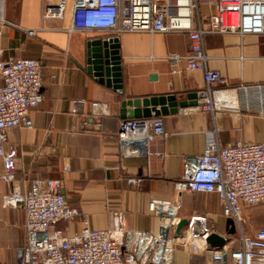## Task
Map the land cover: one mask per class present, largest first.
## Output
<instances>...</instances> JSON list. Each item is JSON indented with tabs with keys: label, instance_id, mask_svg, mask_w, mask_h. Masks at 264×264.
Listing matches in <instances>:
<instances>
[{
	"label": "crops",
	"instance_id": "crops-1",
	"mask_svg": "<svg viewBox=\"0 0 264 264\" xmlns=\"http://www.w3.org/2000/svg\"><path fill=\"white\" fill-rule=\"evenodd\" d=\"M67 2L63 18L43 23V0H0V60L34 57L43 71V100L30 110L33 128L7 131L8 145L17 149L15 184L25 191L34 177L62 178L68 202L88 213L93 228L121 224L125 229L158 231L160 220L149 210V203L166 199L180 201L181 218L206 214L214 231L228 235L229 217L219 196L180 191L175 182L183 159L201 153L211 137L222 145L237 140L264 143V114L219 110L215 121L211 112L197 108L204 102V72L186 69L185 60L173 65L166 58L171 52H190L185 32L121 34L122 92L100 82L88 72L87 51L89 41L101 35L70 31L73 0ZM201 9L208 13L213 7L202 5ZM26 29L37 32L30 35ZM205 42L210 68L220 71L225 81L218 86L264 83V34L210 33ZM160 94H174L190 104L160 115L169 136L152 140L147 156H122L117 138L120 121L126 118L122 101ZM81 99L73 112L74 100ZM93 101L107 103L109 112L86 124ZM2 173L0 158V254L4 261H15L26 238V214L22 206L4 205L3 197L12 184ZM131 175H141L142 182L129 184ZM243 216L247 233L253 235L264 226V202L244 205ZM56 226L74 233L82 225L75 220ZM180 246L173 264H201L210 259L208 250Z\"/></svg>",
	"mask_w": 264,
	"mask_h": 264
},
{
	"label": "built area",
	"instance_id": "built-area-1",
	"mask_svg": "<svg viewBox=\"0 0 264 264\" xmlns=\"http://www.w3.org/2000/svg\"><path fill=\"white\" fill-rule=\"evenodd\" d=\"M67 4V0H43V23L49 18H63ZM202 5H211L213 10L205 13ZM69 30L97 33L108 39L126 32H185L191 41L190 52H171L166 58L173 65L185 60L186 69L204 72V102L197 108L211 112L215 121L219 110L246 109L264 114V83L218 86L225 81L220 71L210 68L205 42L210 33L264 34V0H73ZM26 31L34 35L37 29ZM0 74L2 177L12 184L3 203L22 206L26 214V238L19 257L4 261L0 254V264H173L178 245L208 250L210 259L201 264H264V226L248 234L243 216L244 205L264 202L263 142L237 140L222 145L211 137L201 153L182 161L176 188L217 194L225 214L234 222L235 236L230 239L226 235L223 246L212 247L207 242L214 230L206 214L187 217V224L177 233L181 203L166 199L149 203V210L160 220L158 231L125 229L121 224L93 228L88 213L68 202L62 178L34 177L25 191L15 184L17 149L8 145L7 131L33 128L30 110L43 100L42 64L34 57L0 60ZM81 101L74 100L73 112ZM92 107L86 124L94 116L109 112L108 104L101 101H93ZM168 136L162 116L153 115L123 118L117 138L121 155L133 157L147 156L152 140ZM142 180L141 175L127 178L131 185ZM75 220L82 226L74 233L56 226L60 221Z\"/></svg>",
	"mask_w": 264,
	"mask_h": 264
},
{
	"label": "water",
	"instance_id": "water-1",
	"mask_svg": "<svg viewBox=\"0 0 264 264\" xmlns=\"http://www.w3.org/2000/svg\"><path fill=\"white\" fill-rule=\"evenodd\" d=\"M119 46L118 37L108 39L100 36L91 39L88 43L87 69L100 82L113 86L122 92L123 73ZM189 104L187 100H177L174 94L151 95L124 99L122 112L125 117L129 118L160 116L169 112H176L179 107H186ZM187 222L186 217L181 218L176 225V232L179 233ZM227 225L229 233L236 232L232 219L227 220ZM227 239L226 235L212 231L207 237V242L212 247H221L227 242Z\"/></svg>",
	"mask_w": 264,
	"mask_h": 264
},
{
	"label": "trees",
	"instance_id": "trees-1",
	"mask_svg": "<svg viewBox=\"0 0 264 264\" xmlns=\"http://www.w3.org/2000/svg\"><path fill=\"white\" fill-rule=\"evenodd\" d=\"M227 234H228V237L231 239L232 237H234L235 236V233H229V232H227Z\"/></svg>",
	"mask_w": 264,
	"mask_h": 264
},
{
	"label": "rangeland",
	"instance_id": "rangeland-1",
	"mask_svg": "<svg viewBox=\"0 0 264 264\" xmlns=\"http://www.w3.org/2000/svg\"><path fill=\"white\" fill-rule=\"evenodd\" d=\"M179 214H181V212H180ZM179 246H180V245H179ZM180 247H183V246H180ZM184 248H187V247H184Z\"/></svg>",
	"mask_w": 264,
	"mask_h": 264
}]
</instances>
